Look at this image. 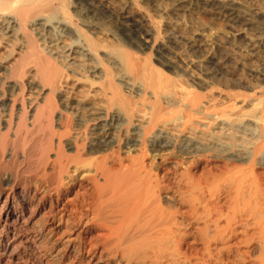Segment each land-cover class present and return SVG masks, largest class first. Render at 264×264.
Listing matches in <instances>:
<instances>
[{"label":"bare ground","instance_id":"obj_1","mask_svg":"<svg viewBox=\"0 0 264 264\" xmlns=\"http://www.w3.org/2000/svg\"><path fill=\"white\" fill-rule=\"evenodd\" d=\"M146 1L156 11L168 12L167 8L160 9L158 0ZM173 1L177 3L174 13L187 2ZM202 2L233 23L254 26V19L243 15L248 7L239 0ZM118 3L114 0H0V35L15 40L10 46L11 54L16 52L17 43L23 48L15 53L19 57L7 68L0 63V264L52 261L56 264H208L214 256L213 250L218 254L217 264H222L227 243L246 224L241 214L247 205L245 189L259 184L258 175L250 183L237 176L238 179H231L234 192L231 191L233 195L228 204L233 213L239 212L233 218L234 226L228 224L220 206L210 201L211 198L198 201L192 197L199 189L193 182L181 195V206L186 202L189 205L181 214L183 219H189L186 223L177 220L178 210L161 200L164 184L160 172L165 170L164 165L176 154L191 159L201 148L193 140H177L157 130L164 121L168 122L165 120L170 116L168 113H181L182 133L190 130L197 120L229 123L228 116L224 112L218 114L217 110L211 113L208 107L202 106L204 99L193 91L178 97L177 85L167 84L170 78L160 66L137 63L126 53L105 48L93 40L90 31L94 32L101 21L113 18L109 24L114 27L113 31L132 41L141 36L152 38V48L155 47L160 59L158 63L162 64L164 59L166 62L165 46L170 39L160 35L159 22L144 12L137 0ZM257 10L256 15L263 17L262 9ZM105 31L111 36L114 34L111 30ZM198 36L200 39L192 41L186 51V61L205 82H211V65L216 64L214 57L218 52H224L218 59L220 68L238 65L233 57L237 52L232 55L235 52L227 51L233 36L220 31ZM64 38L69 40L70 48H65L68 54L62 59L71 58L69 62H72L76 58L85 65L93 64L91 73L102 80L103 108H87L82 110L85 114L78 115L77 110L54 97V87L61 77L56 60L61 56L53 58L57 51L54 53L48 48L54 49L52 42ZM252 43L264 50V32ZM101 48L104 50L100 51ZM31 68L36 69L34 76L41 82L40 90L48 91L42 98L24 96L28 87L25 79ZM167 68H174L169 61ZM111 69L121 73V78L117 75V85L113 84ZM6 87L11 94L4 91ZM119 87L130 91L131 97L125 93L120 95ZM138 92L141 95L133 97ZM253 97L256 99V95ZM248 102L252 106L256 101L249 99ZM137 116L147 118L148 126L135 125ZM259 153L228 155L234 161H248L258 158ZM183 194L190 200L186 201ZM164 199L175 200L174 196ZM216 208V214H209L210 209ZM199 209L206 214L199 216ZM248 216L247 219L251 218ZM194 224L197 226L195 239L186 243ZM257 224L259 238L255 247L260 258L255 262L264 264V222ZM197 245L203 246V251L194 247Z\"/></svg>","mask_w":264,"mask_h":264},{"label":"rangeland","instance_id":"obj_2","mask_svg":"<svg viewBox=\"0 0 264 264\" xmlns=\"http://www.w3.org/2000/svg\"><path fill=\"white\" fill-rule=\"evenodd\" d=\"M137 1L144 12L147 11L150 16L152 15V18L155 19L157 23L159 22L158 25L161 26V28L159 26L160 35H162V37L166 36L170 39V42L165 46V63L163 62L165 61V57H163L164 60L162 61V64L158 63L160 59L159 55H157L155 51V47L153 46L154 49L152 48V38H143L141 36V38H137V40L132 41L129 38L122 36L121 33L116 32V30L113 31L112 28L114 27L109 25L111 19L113 20V18L108 19L109 22L108 20L101 21L98 23L99 26L96 24L98 28L95 26V29H97L94 30V32L90 31L93 33V40L97 41V43L101 46H106L105 48H110L115 51L120 50L123 54L126 53L124 55H127L128 57L130 56L131 59H135L138 61L137 63L146 64L148 62L154 66L157 65L156 67L160 66L161 71H167L166 73H168L167 75L170 78L168 80L171 83L167 80V84L169 86L177 85L176 87L179 89V93H177L178 97L185 96L186 94H189V92L193 91L192 93H195L204 99V102L202 103L204 108L208 107L209 109H207L211 113L217 110L216 112H219L218 114L220 115L224 112V116H228L229 121V123H227V121H211L206 118V120H197L190 130L182 133L179 129V125L181 123V113L177 114L173 113L175 112L173 111L172 113H168L173 118L170 116H167V118L165 116V120L168 122L164 121V124H162L157 130L170 134L171 137L177 140H193L196 142V145L202 149L199 148L196 156L191 159H183V157H179V154H176L168 164L164 165L163 169L165 170L160 172V175H163L162 180L164 184V192L162 190L161 196L163 198L161 200L166 204H170L175 210H178L177 220L179 218L183 222L186 220L188 221V218L184 217L183 219L181 215L183 212L187 211L189 207L187 204L188 202L181 206V195L187 190V188H189L191 182H193L200 190L197 188L198 190L196 189L197 191H195V194L192 197L197 200L199 199L198 201H204V199H207L208 201V199L210 200L211 198L210 201L216 203L218 207L220 206L219 208H221L225 218L227 217V221L229 222L228 224L230 226H234V224L232 225V222H234L233 218L236 214L239 215V212L237 213L236 211V213H233L230 208L231 204H228L231 203L230 200L233 195L231 191L234 192L233 180L242 178L243 181L245 180V182L250 183L252 177H257L258 175L260 177H257V180L259 179V182L257 181L259 184L256 186L255 183L252 187L249 186L245 189L244 201L247 205L244 206V208L246 207L245 209H241L243 210L241 214L245 216L244 222L246 224L244 223L245 226H242L243 228L240 226L238 229L240 232L239 235L227 243L228 249L222 254V264H258L260 257L256 247L258 244L259 234L257 232L259 229L256 228H259V224H257L258 222H262V220L264 222V158H262L264 156H260L264 155V136L262 134L264 130V50L260 47H255L252 40L257 38L261 31L264 32V16L262 17L256 15V13H258L257 9L259 8L264 12V0H239L248 7L245 9V13H243V15L246 19H254V26H245L240 23H233L223 14H220L217 10H215L214 7L211 8L205 5L202 0H187V2H184L182 5L183 9L177 13H174L173 11L175 8L174 5L176 6L177 4L173 3V0H158L160 9L165 10L167 8V13L156 11L146 0ZM114 2L120 3L123 2V0H114ZM108 25L109 27H107ZM128 25L129 24H127V27ZM105 30H111L114 34L111 36L110 33ZM217 31L226 32V34L233 36V41L228 46H231L230 49L232 51L229 48H227V51L231 54L235 52L232 55H235L237 52V54L233 57L235 62L238 61V65L234 66L233 64L231 65V68L228 69L220 68L218 65V59L224 52H218L214 57L216 59L214 60L216 64L211 65L213 72V77L210 80L211 82H205L204 78L198 73V71L187 65L186 51L189 50L192 41L200 39L198 35ZM7 37L8 36L3 37L0 35V63L2 65L4 64L3 66L6 68L11 62H14V60L19 57L16 56L15 53L17 54L23 50L22 46H20L21 44L17 43V46H15L16 52L11 54L10 46L13 45L15 40ZM145 42H147V44ZM51 45L54 46V49L48 48V51L50 50L54 53L57 51L56 54L53 55V58L61 56L60 59L58 58V60H56L57 66L59 67L58 72L60 71L59 74L61 77L60 80L57 81V85L54 87L56 88L54 89V97L58 100L61 99V101L64 102L68 108L77 110L78 115L85 114L82 110H88L91 107H95L96 109L103 108L105 106V102L101 95L102 80H99L97 75L91 73L93 64L85 65V63L82 61L81 63L79 59L76 61L75 56L72 58H75L76 62L74 60L69 62L71 58L68 59V61L67 58L66 60L62 59L63 56L68 54H66V51L70 48V42L65 38L59 40V42L54 41ZM65 48L67 49L65 50ZM102 48L100 51L105 49ZM208 49L211 52L212 50L215 52L213 48ZM104 51H106V49ZM167 60L169 63H172L174 67L173 69L167 68ZM72 63H74V65H70ZM34 68L33 70L32 68L30 69L32 71H29V74L25 79V82L28 85L24 93L26 98H34L38 96L42 98L46 96V93L48 92L47 90L45 91L46 93L40 90L41 82L38 80L36 75L35 78L34 72L36 69L34 70ZM111 72L113 84L117 85L119 83L117 82V79H119L117 75L121 78V73L119 70L115 71L114 69ZM167 84L166 86H168ZM119 88L122 90H118L119 92L116 90V92L121 93L120 95L125 93V96L131 97L129 94L130 91L125 90L123 87ZM4 91L8 94L12 93V91L7 87ZM256 91L259 93L256 94ZM219 93H225L228 94V96H219ZM139 95H141V92H138L135 96L133 95V97H137ZM254 95H256V99H254ZM249 99L256 101L254 105L249 106ZM243 101H246V103ZM231 105H235V109ZM146 106L149 105L147 104ZM229 106L232 107V111L228 110L230 109L228 108ZM144 110L145 113H147V108H144ZM72 111L73 110L70 112L75 114L76 111ZM201 111L202 112L199 113L200 117L204 116L203 110ZM176 119H178L179 122ZM243 120L245 121L242 122ZM147 122V118L143 119V117L137 116L134 124L140 126L141 128H145L148 126ZM260 146L263 148L261 149ZM202 150L204 153H202ZM252 152L255 154L260 152V155L258 154L259 156L258 158L255 157V160L252 158L248 161H234L231 158L229 159L230 155H228L229 153L234 155H249V153ZM236 176L238 178H236ZM227 191L230 192L228 193ZM172 195L175 199L173 202L164 199V197H173ZM183 195L185 196L184 199L186 201L190 200L189 196H186L185 194ZM208 195L211 196L209 197ZM216 210L217 208L210 209L209 214H216ZM200 211L201 210L199 209V216L206 214L203 211ZM247 216L251 218L247 219ZM259 216H261V220ZM221 223L225 226L223 221ZM196 227V224H194L188 231L190 232V235L185 240L186 243L194 241L196 236L194 231ZM226 229L228 230L227 227ZM194 247L203 251V246L201 245ZM213 253L214 256L208 264H217L218 262L216 260L218 259L217 251L213 250ZM257 256L258 258L256 259ZM256 260H258V263L255 262ZM47 264L56 263L52 261Z\"/></svg>","mask_w":264,"mask_h":264}]
</instances>
